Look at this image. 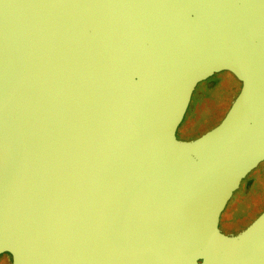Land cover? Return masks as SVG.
Masks as SVG:
<instances>
[{"label":"water","instance_id":"water-1","mask_svg":"<svg viewBox=\"0 0 264 264\" xmlns=\"http://www.w3.org/2000/svg\"><path fill=\"white\" fill-rule=\"evenodd\" d=\"M220 73L239 86L229 111L179 139ZM258 169L264 0H0L11 264H264V211L237 235L219 228Z\"/></svg>","mask_w":264,"mask_h":264},{"label":"rangeland","instance_id":"rangeland-1","mask_svg":"<svg viewBox=\"0 0 264 264\" xmlns=\"http://www.w3.org/2000/svg\"><path fill=\"white\" fill-rule=\"evenodd\" d=\"M225 73L217 74L214 78L215 82H219L218 87H214L211 82L208 87L199 86V90L193 95L194 103L186 113V116L180 125L177 136L182 140H190L196 138L205 132L217 126L229 111L233 100L238 94L239 86L233 83L229 78L227 83L223 84ZM228 77V76H227ZM222 82V83H221ZM195 96V97H194ZM205 96V97H204ZM260 172L261 180H259L257 188H247L245 182L242 189L236 195V198L229 202L224 219L222 220V228L232 227L228 221L232 216H238L239 211L243 212L238 217L237 224L243 226L249 225L264 211V170H256ZM255 171V172H256ZM238 192V191H237ZM235 226H238V225ZM6 260L7 264H11L8 255H0V264Z\"/></svg>","mask_w":264,"mask_h":264},{"label":"flooded vegetation","instance_id":"flooded-vegetation-1","mask_svg":"<svg viewBox=\"0 0 264 264\" xmlns=\"http://www.w3.org/2000/svg\"><path fill=\"white\" fill-rule=\"evenodd\" d=\"M216 76H214V77H212L211 79H209V80H207V81H205V82H203L202 84H200V85H203V87H208V85H210L211 84V82L212 83H214V87H218L219 86V82H215L214 81V78H215ZM224 80H223V84H226L227 83V79H228V77L226 76V75H224V78H223ZM222 83V82H221ZM199 85V86H200ZM199 86H198V88L196 89V91L195 92H197L198 90H199ZM195 92H194V94H195ZM195 97V96H194ZM191 103H194V98H192V102ZM259 176H261V174H260V172H258V171H256V172H254V173H252L247 179H246V181H245V186L247 187V188H257L258 187V183H259V180H261V178L259 177ZM260 178L259 180H257V178ZM229 208V207H228ZM228 208H225V210L223 211V213H222V215H221V218H220V224H219V228H220V230L223 232V233H225V234H228V235H237L238 233H240V232H242L243 230H245L246 228H247V226L248 225H246V226H243V224H241V225H239V224H237V221L239 220V216H240V214L243 212V210H241V211H239V214H238V216H232L231 218H229L228 219V221H229V223L231 224V225H238V226H232V227H225V229H223L222 228V226H221V224H222V220L224 219V216H225V214H226V211H227V209ZM3 255H6V254H3ZM4 260V259H3ZM1 264H7V262H6V260H4V261H2L1 262Z\"/></svg>","mask_w":264,"mask_h":264},{"label":"bare ground","instance_id":"bare-ground-1","mask_svg":"<svg viewBox=\"0 0 264 264\" xmlns=\"http://www.w3.org/2000/svg\"><path fill=\"white\" fill-rule=\"evenodd\" d=\"M205 97V96H204Z\"/></svg>","mask_w":264,"mask_h":264}]
</instances>
